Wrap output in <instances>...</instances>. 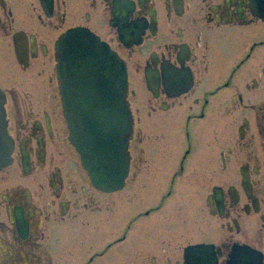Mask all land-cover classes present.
Returning a JSON list of instances; mask_svg holds the SVG:
<instances>
[{
	"label": "flooded vegetation",
	"instance_id": "obj_1",
	"mask_svg": "<svg viewBox=\"0 0 264 264\" xmlns=\"http://www.w3.org/2000/svg\"><path fill=\"white\" fill-rule=\"evenodd\" d=\"M73 28L126 65L119 191L91 184L69 140L56 59ZM0 91L15 142L0 172V264H184L191 246L189 264H204L203 246L228 264L237 245L255 257L235 251V264H264V15L250 0H0Z\"/></svg>",
	"mask_w": 264,
	"mask_h": 264
},
{
	"label": "bare ground",
	"instance_id": "obj_2",
	"mask_svg": "<svg viewBox=\"0 0 264 264\" xmlns=\"http://www.w3.org/2000/svg\"><path fill=\"white\" fill-rule=\"evenodd\" d=\"M251 6L254 9H257L260 14L264 15V0H250ZM80 33L89 34L91 33L90 30L85 28H73L65 33L59 40L57 46V74L58 78L62 81V91L63 92V101H64V109H65V117L67 120V124L70 130V142L74 146V143L71 139L72 131H78L81 126L89 125L91 123L90 115L93 113H98V110L106 112V119L110 122L116 119L115 113L117 112L115 107L111 104L107 99L109 98V93L114 90V65L109 61V55L112 52L118 60L123 64V69L125 70L126 76V84L127 86L122 90L123 91V101L122 104L124 109L129 113V125H130V132L124 138V145L125 150L127 152V162L121 159V166H122V175L118 173L117 178H115L107 187L106 185L97 186L94 185V181L91 180L89 172L85 169L82 165V159H84V155H81L79 151H77L76 146L75 149L80 156L81 165L87 173L88 178L92 185L95 188L104 191V192H115L121 190L127 185L129 176H130V152H129V142L130 138L133 134V119L132 113L129 107V103L127 100L128 97V75L126 65L123 60L118 56V54L113 51L105 42L106 45V53L100 52L97 56V60L94 63H85V57L89 53V49L82 45L80 37L78 35ZM93 34V33H91ZM94 35V34H93ZM95 36V35H94ZM97 37V36H95ZM98 38V37H97ZM100 40V39H99ZM126 45H128L129 40L123 39L121 40ZM15 42L17 45L16 51L18 55V59H22L23 51L20 47L21 41L19 40L18 36L15 37ZM173 78L174 81L172 82V86L170 90L176 94L186 88L185 86H181L178 83L180 82V77L182 76L181 71L174 70ZM71 76H69V75ZM71 81V82H69ZM113 83V85H111ZM155 79H149L148 87L151 91L155 92ZM116 93H112L111 97L114 100ZM6 96L5 94L0 91V146L2 144L3 147V154L0 153V167L3 158H7V163L0 168V172L5 169L6 167L10 166L13 163V153L15 150V142L13 137L10 135L8 130V119H7V112H6ZM106 107V109H104ZM110 113V114H109ZM131 113V114H130ZM5 134L8 136V141L5 140ZM23 150V146L21 147ZM105 159V158H104ZM108 161H114L113 157H110ZM105 163V160H104ZM115 166V164H113ZM193 248L191 246L189 250ZM198 248V247H197ZM196 248V250H197ZM212 249L214 247L212 246ZM189 250L187 251V256L189 255ZM244 250L248 252H254L248 246L237 245L233 246L231 255H230V262L232 261V257L235 251ZM213 253V251L211 250ZM240 252V251H239ZM196 251L194 252V254ZM202 256L204 258V264H218V260L213 253V259H209L207 249L205 246L202 248ZM217 254L219 252L217 250ZM184 264H186V258L184 255ZM190 260V258H189ZM228 262V264L230 263ZM193 264V263H191ZM262 264V260L260 259V263Z\"/></svg>",
	"mask_w": 264,
	"mask_h": 264
},
{
	"label": "water",
	"instance_id": "obj_3",
	"mask_svg": "<svg viewBox=\"0 0 264 264\" xmlns=\"http://www.w3.org/2000/svg\"><path fill=\"white\" fill-rule=\"evenodd\" d=\"M96 36V35H95ZM93 34L80 33L78 37L81 39L83 46L89 49L88 55L85 57V63H94L97 60V56L100 52H107L104 42L99 40V37H95ZM109 61L114 65V90L109 93L107 101L110 102L116 109L114 121H107L106 112L98 110V113L90 115L88 120L91 121L89 125H83L78 131H72L71 139L76 146L77 151L84 155L82 159V165L94 181V185L107 187L118 176V173L122 175L121 159L127 162V152L125 150L124 138L130 132L129 125V113L122 104L123 101V89L127 86L125 70L123 64L118 60L116 55L112 52L109 55ZM69 75V74H68ZM71 76V75H69ZM71 82V81H69ZM113 85V83H111ZM112 93H116L115 99L111 97ZM106 109V107L104 108ZM1 110V107H0ZM3 112V110H1ZM110 114V113H109ZM131 114V113H130ZM1 130V129H0ZM8 136L5 134V140L8 141ZM2 144L0 146V153L3 154ZM110 157L114 158V161H108ZM105 158V159H104ZM105 160V163H104ZM7 163V158H3L1 167ZM115 164V166H113ZM0 167V168H1ZM117 175V176H115ZM113 179V180H112ZM197 247H193L189 250V255ZM244 261L248 256L255 255L252 252L242 250ZM189 257L186 253V264H189ZM235 254L232 257V261L229 264H235Z\"/></svg>",
	"mask_w": 264,
	"mask_h": 264
},
{
	"label": "rangeland",
	"instance_id": "obj_4",
	"mask_svg": "<svg viewBox=\"0 0 264 264\" xmlns=\"http://www.w3.org/2000/svg\"><path fill=\"white\" fill-rule=\"evenodd\" d=\"M129 190V194L133 195V194H139V188L138 185L134 186V187H127ZM137 212H139V210H136ZM183 228H185L187 230V233H191V230L188 228V225H185Z\"/></svg>",
	"mask_w": 264,
	"mask_h": 264
}]
</instances>
